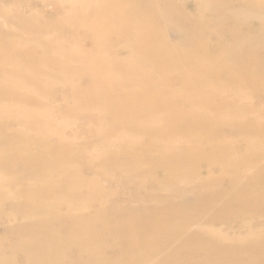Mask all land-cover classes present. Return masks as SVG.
Segmentation results:
<instances>
[{"label":"bare ground","instance_id":"bare-ground-1","mask_svg":"<svg viewBox=\"0 0 264 264\" xmlns=\"http://www.w3.org/2000/svg\"><path fill=\"white\" fill-rule=\"evenodd\" d=\"M260 1L0 0V264H264Z\"/></svg>","mask_w":264,"mask_h":264},{"label":"rangeland","instance_id":"rangeland-1","mask_svg":"<svg viewBox=\"0 0 264 264\" xmlns=\"http://www.w3.org/2000/svg\"><path fill=\"white\" fill-rule=\"evenodd\" d=\"M259 5L263 8L262 9V15L264 16V0H261L260 2H259ZM232 10V8H230L229 9V11H231ZM48 15H51L49 12L47 13ZM221 39L222 40H224L225 42H229V40H230V35H229V33H225L223 36H221ZM76 40L79 42V43H81V44H83V45H85V47L87 48V47H89V45H90V43L89 42H87V38H86V36L84 35V34H78L77 36H76ZM55 55V57H59V51L58 52H53V56ZM158 207L159 208H163V206H161V205H158ZM195 229L197 230V227H195ZM179 243V240L175 243V244H178Z\"/></svg>","mask_w":264,"mask_h":264}]
</instances>
